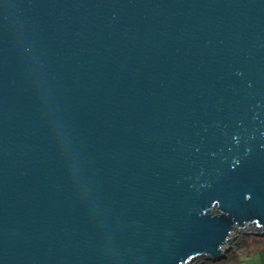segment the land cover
<instances>
[{"label":"water","instance_id":"1","mask_svg":"<svg viewBox=\"0 0 264 264\" xmlns=\"http://www.w3.org/2000/svg\"><path fill=\"white\" fill-rule=\"evenodd\" d=\"M249 228L264 0H0V264H192Z\"/></svg>","mask_w":264,"mask_h":264},{"label":"rangeland","instance_id":"2","mask_svg":"<svg viewBox=\"0 0 264 264\" xmlns=\"http://www.w3.org/2000/svg\"><path fill=\"white\" fill-rule=\"evenodd\" d=\"M235 235V236H234ZM225 255L219 259L200 258L192 264H264V233L237 231Z\"/></svg>","mask_w":264,"mask_h":264}]
</instances>
